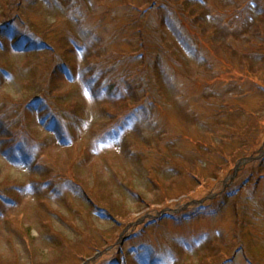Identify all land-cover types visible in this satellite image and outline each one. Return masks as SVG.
I'll use <instances>...</instances> for the list:
<instances>
[{"label": "rangeland", "instance_id": "rangeland-1", "mask_svg": "<svg viewBox=\"0 0 264 264\" xmlns=\"http://www.w3.org/2000/svg\"><path fill=\"white\" fill-rule=\"evenodd\" d=\"M256 85L264 0H0V264H264Z\"/></svg>", "mask_w": 264, "mask_h": 264}, {"label": "trees", "instance_id": "trees-1", "mask_svg": "<svg viewBox=\"0 0 264 264\" xmlns=\"http://www.w3.org/2000/svg\"><path fill=\"white\" fill-rule=\"evenodd\" d=\"M155 4H157V2L155 3ZM150 12V14H152V13H154V10H150L149 11ZM144 16H142V17H144V19H146V14H148V12H147V10L146 11H144ZM183 13H184V15H187L188 14V11H186L185 9H184V11H183ZM139 19L140 18H138L137 16L136 17H134V22L135 23H137L138 21H139ZM137 24H132L131 25V27H135ZM144 30L145 29H142V28H140L139 30H138V35H139V39H141V38H143V35H142V32H144ZM190 31V30H189ZM199 37V40L198 41H202V36H201V34L198 36ZM193 38V37H192ZM195 39V38H194ZM87 41H88V39H87ZM197 41V40H196ZM46 42V41H45ZM88 42H90V41H88ZM146 42H147V39H146V37H145V39H143V41H142V43H143V49H142V52H144V53H142V55L143 54H145V56H148V54H147V51H145V49H148V45L146 44ZM185 53H189L192 57H195V52L194 51H191V50H189L188 48H184V50H183ZM159 61H160V58L159 57H157L156 58V60L154 61V62H156V63H151L152 65L151 66H154L155 67V65H156V67L154 68L155 69V71L157 72V76H158V78L162 75L161 73H159L158 72V70H159V67H158V64H159ZM162 77V76H161ZM145 78L146 79H144V81L142 82V86H141V92H142V94H144V99H145V102H147V101H149V96H157L158 95V91L154 88V85L152 84V80H150V77H147V76H145ZM130 80H129V77L127 78V82H129ZM94 82V81H93ZM125 84L126 83H124V84H121V85H115V84H112V83H102V85H100V87L97 89L99 92L97 93V94H106L107 96H110L111 98H113V97H115V95L117 94V93H119V92H123L124 90H126V87H125ZM139 84H141V82L139 83ZM138 84V85H139ZM256 87L257 88H259V89H261V90H264V87L262 86H259V85H256ZM127 88H128V86H127ZM129 90L130 89H127V94L129 93ZM147 100V101H146ZM150 102V101H149ZM145 105H147V104H145ZM144 106V105H143ZM263 133H264V130H263ZM244 136V138H247V136L246 135H243ZM256 145H258V146H261V145H263V142L261 141V138H259V139H257V142H256ZM252 149H247V151L245 152V153H248V152H250ZM248 180H250V179H246L244 182H243V184L244 185H246V184H248L249 183V181ZM242 184V187H244V185ZM227 262H231V260L230 261H227Z\"/></svg>", "mask_w": 264, "mask_h": 264}, {"label": "water", "instance_id": "water-1", "mask_svg": "<svg viewBox=\"0 0 264 264\" xmlns=\"http://www.w3.org/2000/svg\"><path fill=\"white\" fill-rule=\"evenodd\" d=\"M252 158H249V159H244L243 161H241L239 164H238V166H237V168H236V171L238 170V168H239V165H241L242 164V162H244V163H246L247 161H249V160H251Z\"/></svg>", "mask_w": 264, "mask_h": 264}]
</instances>
